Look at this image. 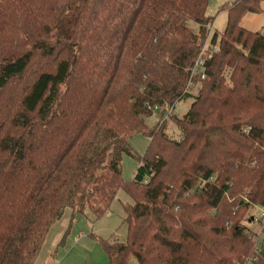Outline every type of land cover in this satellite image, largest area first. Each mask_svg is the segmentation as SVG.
I'll return each mask as SVG.
<instances>
[{
    "label": "trees",
    "instance_id": "obj_1",
    "mask_svg": "<svg viewBox=\"0 0 264 264\" xmlns=\"http://www.w3.org/2000/svg\"><path fill=\"white\" fill-rule=\"evenodd\" d=\"M261 2L226 5L218 37L209 0H0V264H35L67 208L98 219L120 189L126 238L91 233L109 264H264L243 217L264 206V33L240 22ZM190 97L171 139L164 109Z\"/></svg>",
    "mask_w": 264,
    "mask_h": 264
},
{
    "label": "rangeland",
    "instance_id": "obj_2",
    "mask_svg": "<svg viewBox=\"0 0 264 264\" xmlns=\"http://www.w3.org/2000/svg\"><path fill=\"white\" fill-rule=\"evenodd\" d=\"M235 0H209L208 4V13L210 16L213 17V23L210 27L211 35L217 32L218 37H220L225 29L227 24V10L226 5L231 4ZM261 10L260 12H247L241 18L240 22L241 25L245 28L250 30L260 31L264 33V0H262ZM191 27L196 30L197 23L190 22ZM211 42V37L208 38V44ZM228 75V73L226 74ZM193 79L192 83L189 85L188 90L192 95H196L198 93L199 87L201 86V78ZM199 79V80H198ZM24 82V80L22 81ZM0 93H8L7 91L0 90ZM193 101V98H187L186 100L179 101L175 108L172 109H164V113H170V115L165 114L164 117L161 118V122L165 124V133H167L168 137L171 139H177L180 135V129L178 124H176V119H171L168 116H172V114L177 116H184L185 112L190 109V105ZM163 113V111H162ZM163 115V114H162ZM167 115V116H166ZM168 118V120H167ZM158 120V119H156ZM154 117L148 119V124L153 126L157 123ZM149 137L142 133H137L131 139V144L134 149L140 154L143 155L146 152L148 144H149ZM138 164V160L134 157L129 155H124L122 159V176L125 180H131L133 178L134 170ZM132 197L123 189H120L117 193L116 199L113 201L111 205V210L105 213L102 217L95 219L91 214H77L82 215L90 220H88L89 229L93 231L95 235L101 238L109 239L111 237V233H115L117 236H120L121 239L126 238L127 233V226L126 223L122 222V217L124 218L125 212L124 206L128 203H132ZM256 212L255 206L251 205L248 210L245 211L244 219L247 220L249 216ZM71 217V210L67 208L63 214V216L53 224L51 229L49 230L44 245L38 253V257L36 259L35 264H50V262L55 257V252L58 247V241L63 239L64 231L67 228V224ZM75 220V219H74ZM73 220V221H74ZM249 221V219H248ZM247 221V222H248ZM58 242V243H57ZM104 256L98 261V264H109L107 253L104 250ZM77 264H85V260H80ZM249 264V263H247Z\"/></svg>",
    "mask_w": 264,
    "mask_h": 264
},
{
    "label": "crops",
    "instance_id": "obj_3",
    "mask_svg": "<svg viewBox=\"0 0 264 264\" xmlns=\"http://www.w3.org/2000/svg\"><path fill=\"white\" fill-rule=\"evenodd\" d=\"M74 219L73 223L69 221L67 224L63 239L57 242L55 257L50 264H77L82 259L85 260V264H98L103 258L104 249L99 240L91 235L93 231L88 227L90 219L82 215ZM113 234L115 233L112 232L111 236ZM118 238L121 239L120 236Z\"/></svg>",
    "mask_w": 264,
    "mask_h": 264
},
{
    "label": "built area",
    "instance_id": "obj_4",
    "mask_svg": "<svg viewBox=\"0 0 264 264\" xmlns=\"http://www.w3.org/2000/svg\"><path fill=\"white\" fill-rule=\"evenodd\" d=\"M210 50L212 53L216 52L218 50L217 45L211 47ZM206 76L207 75H206V70H205V59L203 56H199L194 67H192L191 83L194 78L204 79ZM253 206H255L256 212L252 214L251 216H249L248 223L256 227L254 232H251V238H252V241L254 242L255 247H254V251L250 259L257 260L259 256L261 255L262 250L264 249V206L263 205L262 206L253 205Z\"/></svg>",
    "mask_w": 264,
    "mask_h": 264
}]
</instances>
